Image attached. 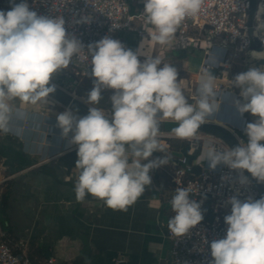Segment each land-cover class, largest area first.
Wrapping results in <instances>:
<instances>
[{"label": "clouds", "instance_id": "1", "mask_svg": "<svg viewBox=\"0 0 264 264\" xmlns=\"http://www.w3.org/2000/svg\"><path fill=\"white\" fill-rule=\"evenodd\" d=\"M9 3L10 10H0V129L4 131L8 130L10 112L7 101L47 103L56 91L53 78L85 50L77 38L67 33L62 17L38 15L26 0ZM143 3L146 23L155 31L150 39L167 45L186 19L202 11L204 0ZM261 13L264 4L258 7V28H264ZM261 39L264 41V37ZM144 46L142 42L133 51L105 36L87 47L93 78L87 103L96 105L102 90H114L111 119L97 107H91L88 115L80 118L71 111L57 116L62 136L67 138L72 133L70 143L77 146L78 201L91 195L110 209L126 211L151 185L150 172L169 164L165 155L150 159L155 152H162L161 122H177L169 138L192 139L219 109L221 89L211 71L217 64L215 57L202 74L195 102L190 103L178 82L177 69L157 56L153 58L143 51ZM141 55L146 56L143 62ZM250 55L264 60V52L253 51ZM230 86L241 90L242 101L235 102L238 113H250L256 119L244 128L246 143L241 140L238 146L223 150L212 147L205 160L212 170L223 164L240 171L241 184L248 182L243 176L245 170L258 183H264V67L237 74ZM190 197V189L185 187H177L172 195L174 215L167 227L175 236H185L204 219L201 203ZM226 204L231 205L230 214L224 217L226 237L211 242L210 264H264V196L243 201L232 196Z\"/></svg>", "mask_w": 264, "mask_h": 264}, {"label": "crops", "instance_id": "2", "mask_svg": "<svg viewBox=\"0 0 264 264\" xmlns=\"http://www.w3.org/2000/svg\"><path fill=\"white\" fill-rule=\"evenodd\" d=\"M134 25L140 28L141 20L135 19ZM147 31L151 36L155 34L150 24ZM151 36L139 37L150 39ZM160 46L155 42L148 54L154 56ZM176 53L181 55L177 61L187 68L191 81L185 95L194 103L206 53L194 46ZM62 78L63 70L52 82L64 84ZM88 94L77 98L111 116L113 94L101 95L96 105L87 103ZM218 99L219 109L207 122L233 126L245 123L235 107L237 96L226 88ZM7 103L8 130L0 129V179L4 176L7 179L0 183V192L6 189L4 216L9 232L15 238L27 240V252L32 260L54 257L61 264H169V243L164 237L170 217L169 184L160 168L150 172L151 185L146 186L144 194L126 211L110 209L91 195L78 201L77 146L70 143L72 133L67 138L62 136L57 116L65 111H71L77 118L81 116L51 98L47 103L35 105L18 99ZM164 123L167 130L161 134L169 138L177 122L167 119ZM200 135L197 132L196 136ZM170 139L168 146L160 142L162 152H155L153 159L165 155L170 160L180 153L193 158L197 154L206 156L209 151L189 144L179 147L181 139Z\"/></svg>", "mask_w": 264, "mask_h": 264}, {"label": "built area", "instance_id": "3", "mask_svg": "<svg viewBox=\"0 0 264 264\" xmlns=\"http://www.w3.org/2000/svg\"><path fill=\"white\" fill-rule=\"evenodd\" d=\"M6 1L0 0V5ZM15 2L18 4L21 0ZM26 2L38 15L62 17L67 33L77 38L84 46L85 50L74 56L69 67L63 70V78L68 80L74 77L73 82L64 81L71 91L63 86V83H55L73 96L76 86L91 75V57L87 52L89 44L108 36L119 40L126 49H129L119 36L121 30L133 29L138 36H151L147 31L149 24L144 18L142 12L144 4L141 0H26ZM260 4H264V0H256L253 20L248 24L250 0H204L202 11L197 16L186 19L170 42L161 45L152 57L166 52H177L189 46L200 47L206 53V57L202 61L199 74L202 76L213 62L211 57H215L217 64L211 71H214L213 75L217 78L215 82L217 88L221 91L227 88L239 97L241 90L230 86V81L237 74L243 73L245 67H254L256 59L250 55L251 52L264 48V43L262 46L257 44V41H262L261 37H264V28L257 27V11ZM135 19L141 20L140 28L134 25ZM259 19L264 22V13L260 14ZM139 59L142 62L146 57ZM257 61H259L257 68L264 67V62ZM180 87L185 89L181 85ZM243 117L245 123L241 126L227 124L238 145L241 140L247 142V136L244 134L247 124L246 113ZM201 134L187 139L189 145L199 150H210L212 147L218 150L230 148L214 135L202 132ZM166 138L160 134V142L168 146ZM205 157L197 154L191 158L186 153H180L173 156L169 164L159 167L168 178L169 203L177 187L188 188L190 198L201 203L204 215V219L183 237L171 234L166 225L164 237L169 243V264H210L211 242L226 237L227 225L224 217L231 212V205L226 204V201L232 196H237L242 201L249 197L256 200L263 196L256 187V182L244 172L243 176L248 182L241 184L240 171L231 170L223 164L212 170ZM195 164L200 166L199 173L192 171ZM6 179L7 176L2 177L0 183ZM261 184L264 187V183ZM173 215L170 203V217ZM27 246L26 239L13 237L0 225V264H61L54 257L32 260L28 255Z\"/></svg>", "mask_w": 264, "mask_h": 264}, {"label": "rangeland", "instance_id": "4", "mask_svg": "<svg viewBox=\"0 0 264 264\" xmlns=\"http://www.w3.org/2000/svg\"><path fill=\"white\" fill-rule=\"evenodd\" d=\"M141 1H143V0H141ZM255 3H256V0H250V8L248 9V13H249L248 24L252 23V20H253L252 15H253V11L255 8ZM8 4H9L8 0L6 2L2 3L0 5V10L7 11L9 9ZM260 5H262V4H260ZM119 36L124 40L127 47L133 51H136L138 48H140L141 43L145 42V46L143 48V51L148 52V53L152 52L151 47L155 43V41L152 39H147L145 37H139L134 30H121L119 32ZM180 56L181 55H179L176 52H166L162 55H158L157 57L160 58L163 63H170L172 66H174L177 69V72H178V78L177 79H178L179 84L185 88L186 91H184V92H186V93L183 92L185 95V94H187V92H189L188 87L191 85V81L189 78V74L187 73L188 72L187 68L186 67L184 68L183 63L180 64V62L177 61ZM140 57H145V56L141 55ZM162 66L163 65H160V67H162ZM86 78H84L83 81H81V83L79 85H77L78 90L77 89L75 90V97H77V96L81 97V95H83V93L84 94L88 93V92H86V88H85L86 84L88 83ZM66 80H67L66 78H63L62 81H66ZM68 80H69V82H71V81L73 82L74 77H70V79H68ZM92 86L93 85H91V87ZM113 92H114V90H112V89H104V90H102L101 95H103V94L110 95V94H113ZM185 96H187V95H185ZM248 115L251 118V122H254L256 117L252 116L250 113H248ZM206 209H208V203H207Z\"/></svg>", "mask_w": 264, "mask_h": 264}, {"label": "water", "instance_id": "5", "mask_svg": "<svg viewBox=\"0 0 264 264\" xmlns=\"http://www.w3.org/2000/svg\"><path fill=\"white\" fill-rule=\"evenodd\" d=\"M263 41H257V44L259 46L263 45ZM260 62H264V60H260ZM255 66L257 68V65L259 64V61H254ZM253 68V67H252ZM250 68L245 67L243 69V72H247ZM53 83V82H52ZM55 84V83H53ZM56 91L53 94H50L51 99L55 100L59 104L63 106H67L70 110H72L75 114L83 117L88 115L89 109L91 108L87 104L81 102L77 97L73 96L70 92L64 90L59 85L55 84ZM239 100L242 101V97H238ZM109 119H111V116H109ZM160 130L161 132H165L167 130L164 121L160 124ZM197 132H202L210 135H214L220 139H222L230 148L238 146L234 136L227 128V125L217 124L213 122H206L205 124L201 125V128L197 130ZM192 171L194 173H199L200 166L195 164L192 166ZM244 173L249 177L252 181L256 182V187L262 192V195L264 196V187L261 183H258L255 178L251 177L250 173H247L245 170Z\"/></svg>", "mask_w": 264, "mask_h": 264}, {"label": "trees", "instance_id": "6", "mask_svg": "<svg viewBox=\"0 0 264 264\" xmlns=\"http://www.w3.org/2000/svg\"><path fill=\"white\" fill-rule=\"evenodd\" d=\"M10 7L11 5L9 3V9ZM86 80L88 81V83L86 84L85 88H86V92L89 93L91 89L93 88V86L91 87V85H93V78L91 75H89L86 78ZM249 122H251V118L248 115V113H246V123H249ZM166 139H167L168 144L170 145L171 139L170 138H166ZM188 144H189V141L187 139H181V142L179 143V147H184V146H187ZM5 204H6V189H3L0 192V225L5 230L9 231V226L4 216Z\"/></svg>", "mask_w": 264, "mask_h": 264}, {"label": "bare ground", "instance_id": "7", "mask_svg": "<svg viewBox=\"0 0 264 264\" xmlns=\"http://www.w3.org/2000/svg\"><path fill=\"white\" fill-rule=\"evenodd\" d=\"M257 21H258V20H257ZM253 51H257V50H253ZM253 51H252V52H253ZM259 52H264V48L260 49Z\"/></svg>", "mask_w": 264, "mask_h": 264}]
</instances>
